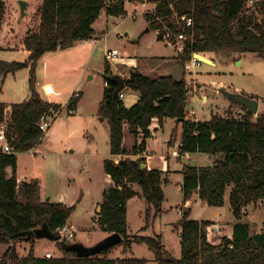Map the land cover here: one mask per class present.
I'll return each mask as SVG.
<instances>
[{"label":"trees","instance_id":"16d2710c","mask_svg":"<svg viewBox=\"0 0 264 264\" xmlns=\"http://www.w3.org/2000/svg\"><path fill=\"white\" fill-rule=\"evenodd\" d=\"M127 2L155 4L153 10L144 14L151 29L168 25L179 32L184 26L176 21L175 13L194 19V25L186 29L188 38L180 54L184 63L195 52L204 56L235 52L264 56V7L259 14L260 10L248 9L243 0H42L38 8L39 25L28 30L23 40L30 52L28 58L24 61L0 58V81L9 73L29 68L32 92L29 99L10 105L6 133L12 151L0 149V244L8 245L0 256V264H145L146 258L109 256L118 245L125 252H133L134 243H146L157 264H264V231L250 234V225L244 222L234 225L232 237L223 236L219 244H213L207 233L212 222L191 218L188 208L177 224L181 228L180 257L166 248L161 234L131 236L128 225V201L138 194L134 184L141 186L147 202L143 230L163 212V184L168 178L164 177L165 171L148 168L144 156L154 119L160 125L168 117L182 123L179 156L186 152L213 156L211 165H184L181 184L184 203L197 192L210 206H223L229 190L231 209L239 218L250 204L260 201L264 205V111L255 120L248 108L245 118L215 115L206 120L190 119L186 111L189 88L184 77L178 79L169 74L154 78L132 68L126 88L116 94L117 85L111 80L113 71L108 62L98 110L109 121L111 156L104 159L103 167L112 184L103 192L97 222L104 232L119 233L123 240L98 254L84 256L71 248L75 241L63 237L56 240L60 255H35L36 229L47 226L52 232L59 231L67 225L75 208V204L43 200L39 179L19 181L17 177V154L31 150L46 132L39 126L42 116L52 114L56 118L62 109L60 104L43 99L37 90L38 63L46 53L91 39L95 34L93 24L102 12L125 15ZM5 14L6 2L0 0V32ZM158 39H162L160 34ZM126 89L140 94L131 107L120 96ZM77 94L69 99V112L78 107L81 92ZM7 108L6 103L0 102V123L6 121ZM125 125L134 135H142L141 141L137 140L131 148L124 144ZM8 168L12 169L11 176ZM23 240L33 242L27 256H20L16 248Z\"/></svg>","mask_w":264,"mask_h":264},{"label":"rangeland","instance_id":"374dc122","mask_svg":"<svg viewBox=\"0 0 264 264\" xmlns=\"http://www.w3.org/2000/svg\"><path fill=\"white\" fill-rule=\"evenodd\" d=\"M4 1L6 14L0 32V46L19 48L23 45L22 40L27 31L36 29L39 25L38 8L42 0H26L29 5L24 16H21L19 0ZM135 4L128 2L127 14L111 17L108 20L106 12L103 11L94 22L93 28H96L97 34L105 30L107 35L96 46L86 45L87 49L83 50L79 46L52 54L47 62L45 57L37 66V76L41 83L39 86L36 84V88H40L44 99L60 104L62 109L44 133L41 142L32 148L33 152L20 156V175L25 174L27 179L40 180V195L43 200L75 204L66 225L68 229L62 231L61 238L81 242L86 246H92L107 234L97 222V211L103 192L112 184L110 181L106 183L103 167L104 159L111 155L109 121L104 119L98 110L103 98L105 87L103 73L107 62L112 68H116L117 64L120 65L121 58H134L140 61V69L154 78L166 75L162 73L163 67L171 66L168 69L175 78L184 77L187 81L189 93L186 111L190 119L206 120L215 115L247 117V107L228 99L222 93V89L231 93L253 96L258 100L259 111L253 114V120L264 111V56L253 52L209 54L206 57L212 59L215 65L202 62L192 71H186L184 62L180 58L182 52L175 49L177 45H166L163 40L158 39L157 31L154 28L151 29L150 23L145 19L144 12L152 10L151 3H138L137 9L134 10ZM147 27L149 31L146 30ZM108 49L117 50L119 59L107 60L105 52ZM2 54L5 57L8 53ZM89 55H91L90 58ZM15 58H18V61L25 60L22 54L15 55ZM117 67L124 70V66ZM24 69L16 71V74L6 75V80L3 82L4 88L2 87L3 90L0 91V96L4 100L11 101L12 98L22 101L28 97V94H32L29 80L24 78ZM112 71L114 73V70ZM115 71L119 72V69ZM78 91L83 92V97L77 109L69 112L67 108L69 99ZM8 117L9 110L6 123ZM126 129L128 133L124 137L126 146L130 147L134 138L136 141L138 139V142L141 140V134L134 136L129 131L128 125ZM182 130L181 122H178L176 118L168 117L159 126L157 136L149 139L148 149H152V154L157 156L163 154L167 146L169 148L173 144L175 148L173 154L177 155L174 156L170 149L171 171L164 174L168 182L163 184L165 193L163 212L152 221V225L149 224L143 230L146 199L143 195L139 198L137 194L128 204L129 234L131 236L161 234L166 248L175 257L181 256V228L177 224L182 218L183 211L190 208V217L203 221L202 219H216V213L225 214L229 207L228 203L223 205V208L210 206L206 201L198 198L197 192L190 199L189 207L184 205L181 188L184 165H211L213 156L203 152H186L179 156V147H174V144H181ZM170 138H172L171 146L168 143ZM35 151L37 153H34ZM134 189L143 194L139 184H134ZM228 196L229 190L226 198ZM261 204L260 201L250 204L246 211L243 210L240 218L233 215V220L249 222L250 234L264 231V209L261 208ZM211 222L213 224L214 221ZM212 224L207 226L208 240L213 244H219L222 237L227 236L228 225L231 223L225 221L224 226L219 225L220 227L216 228L218 230H214ZM71 231H74V235L69 237ZM32 243L23 240L16 244L18 254L27 256ZM7 247L6 244H0V256ZM33 247L36 256H44L48 252L54 255L61 254L55 240L37 238ZM132 250L133 252H125L124 247L118 245L109 253V256L146 258L145 264H157L152 250L146 243H134Z\"/></svg>","mask_w":264,"mask_h":264},{"label":"crops","instance_id":"0c3cea01","mask_svg":"<svg viewBox=\"0 0 264 264\" xmlns=\"http://www.w3.org/2000/svg\"><path fill=\"white\" fill-rule=\"evenodd\" d=\"M128 3V2H127ZM126 3V4H127ZM145 4H148V3H145ZM137 5H138V3H136L135 4V9L134 10H136L137 9ZM152 5V7H151V9L153 10L154 9V7H155V4H151ZM147 12V11H146ZM103 13V12H102ZM144 14H145V12H144ZM106 15H107V20L109 19V18H111V17H117V16H112V15H108L107 13H106ZM134 16V15H133ZM145 17V16H144ZM146 19V18H145ZM94 26V25H93ZM147 28H149V27H147ZM94 29H95V34H94V36L91 38V39H89V40H86V41H80V42H78L77 44H75L74 46H71V47H69V48H67V49H64V50H59V51H56V52H49V53H46L41 59H40V61L41 60H43L45 57V59H46V62L48 61V57L50 56V55H52V54H56V53H60V52H65V51H68V50H71V49H75V48H78L79 46L81 47V49L83 50V49H87V46L86 45H97L98 44V42L103 38V37H105L106 35H107V31H105V30H103V31H101V32H98V34H97V30H96V28L94 27ZM147 30V29H146ZM104 34V35H102L101 36V34ZM162 40V39H161ZM23 41V40H22ZM165 43V42H164ZM23 45H21V47H19V48H17V47H7V46H3V45H1L0 46V58L1 59H3V60H5V61H13V60H17L16 58H15V55H19V54H22L23 55V59H26V58H28V56H29V54H30V52H29V50H27L26 48H25V46H24V43H22ZM166 45H168L167 43H165ZM110 49H108V51H109ZM107 51V52H108ZM4 52H7L8 54H7V56H3L4 54H2V53H4ZM107 52H105V58H106V53ZM175 54V53H174ZM90 56L91 55H89V58H90ZM175 56V55H174ZM165 58V57H164ZM107 59V58H106ZM122 60L120 61V65L119 64H117V66H124L123 67V71L122 70H120V68L119 67H117L116 66V68H112L111 67V69L112 70H114V73L113 74H120L123 78H125V79H127L128 78V76H129V72H130V69H132V68H137L140 72H142V73H144V74H146L145 72H144V70L143 69H140V61H136L134 58H121ZM108 60V59H107ZM162 60V59H161ZM164 60V62H167V60H165V59H163ZM158 62H162V61H158ZM39 64V63H38ZM170 67L171 66H164L163 67V70H162V73L163 74H166V75H169V74H171L170 73ZM169 68V69H168ZM116 69H119V72H117V71H115ZM146 70H149L148 68H146ZM145 70V71H146ZM24 71H25V73H24V78H28V80H29V77H30V69L29 68H25L24 69ZM16 74V73H15ZM15 74H14V76H15ZM147 75V74H146ZM172 75V74H171ZM9 76V75H8ZM7 77V76H6ZM37 78H38V80H37V85L39 86V84L41 83L40 81V79H39V77L37 76ZM105 79V78H104ZM6 80V78H4L2 81H0V91H2L3 90V82ZM45 84H47V83H45ZM48 84H50V83H48ZM105 85H106V81H105ZM42 86H43V84H42ZM3 87V88H2ZM42 89V88H41ZM37 90L39 91V93H40V95H41V90H40V88H37ZM52 90H54V88H53V86H52ZM53 92H51V94H52ZM83 92L81 93V98L83 97ZM50 95V94H49ZM30 96H31V94H28V97L26 98V99H29L30 98ZM42 96V95H41ZM42 98H43V96H42ZM206 97H204V99H205ZM26 99H24V100H26ZM44 99V98H43ZM140 99V94H139V92H137V91H134V90H131V89H126L125 91H124V98H123V100H124V104L127 106V107H131L132 105H134L135 103H137L138 102V100ZM11 101H6V100H4L3 98H2V96H0V102H4V103H6L7 105H8V108H7V111L8 110H10V105L12 104V103H17V102H21V100H14V99H10ZM46 100V99H45ZM23 101V100H22ZM46 101H48V100H46ZM50 102V101H49ZM198 119V118H197ZM159 126H160V124H159V122H158V120L157 119H154L153 120V122H152V124H151V126H150V129H151V132H152V136L150 137V138H148L147 139V151L145 152V154H144V156L146 157V160H145V163H146V165L148 166V168H157V169H161V170H163V171H165V172H170L171 171V168H170V149H172V154H173V151L175 150V148H173V145L171 146V147H169L168 148V146H167V150L165 151V152H163V154H159L158 156L157 155H154V154H152V149H148V145H149V143H150V140L149 139H151V138H155L156 136H157V131H158V129H159ZM127 129H126V125H125V127H124V137H125V135L126 134H128L127 133V131H126ZM129 131H130V127H129ZM131 132V131H130ZM132 133V132H131ZM133 134V133H132ZM134 135V134H133ZM135 136V135H134ZM171 139V138H170ZM169 139V140H170ZM138 140V139H137ZM141 141V140H140ZM139 141V142H140ZM136 142V139L134 138L133 139V142H132V145L130 146V147H128V148H131L133 145H134V143ZM124 144H125V141H124ZM126 145V144H125ZM175 146H177V147H179V145L177 144V143H175L174 144V147ZM177 150V149H176ZM33 152V150L31 149V150H29V151H26V152H19L18 154H17V156H18V166H17V177H18V180L19 181H21V180H26L27 179V176L25 175V174H23L22 176L20 175V163H21V161H20V156L22 155V154H25V153H32ZM151 152V153H150ZM34 153H37L36 151L34 152ZM174 156H177L176 154H173ZM111 156V155H110ZM34 157H35V155H34ZM7 172H8V176H11L12 175V169L11 168H8L7 169ZM38 179V178H37ZM104 179H105V181H106V183H108L109 181L110 182H112L111 181V176L110 175H108V174H106V173H104ZM40 181V180H39ZM182 183V182H181ZM41 188V187H40ZM138 192V191H137ZM143 194H141L140 192L138 193V195L137 196H139V198H142L141 196H142ZM197 196H198V198H199V195L197 194ZM136 197V196H135ZM135 197H133L132 199H130L129 201H128V204H129V202H131ZM202 200V199H201ZM204 201V200H203ZM229 204V207H227V213H225V214H222V213H220V212H218V213H216V219H202V220H211V221H214L213 222V224H212V226L214 227V230H218V229H216V228H218V226L219 225H223L224 224V222L226 221V222H228V223H231V224H229L228 225V231H227V236L228 237H232L233 236V230H234V225L236 224V223H239V222H244V223H247V224H249V222H247V221H237V220H233L234 219V217H233V212H232V210H231V205H230V202H229V196L226 198V202H225V204H224V206L226 205V204ZM66 204V203H65ZM191 204V200H188L187 202H185L184 203V205H186V206H188L189 207V205ZM67 205H68V203H67ZM224 206H221V207H219V208H223ZM98 208H100V207H98ZM261 208H263L264 209V205H263V203L261 204ZM245 211H246V209H244ZM244 212V211H243ZM228 214H229V216H228ZM211 226V225H210ZM224 226V225H223ZM220 227V226H219ZM108 235V233L106 234V236ZM103 237H105L104 235H103ZM101 239H103V238H101ZM100 239V240H101ZM99 240V241H100ZM97 241V239L96 240H94V243ZM99 241H97V242H99ZM96 242V243H97ZM95 243V244H96ZM94 245V244H93Z\"/></svg>","mask_w":264,"mask_h":264},{"label":"built area","instance_id":"2783aa9c","mask_svg":"<svg viewBox=\"0 0 264 264\" xmlns=\"http://www.w3.org/2000/svg\"><path fill=\"white\" fill-rule=\"evenodd\" d=\"M243 1L245 3V6L248 9L256 10V11L260 10L259 12L257 11V13L261 14V9H263L264 7V0H243ZM174 17L177 19V22L182 25V27L184 26V28L180 30L179 32H175L174 28H172L171 26L164 25L162 28H158L156 30L157 35L160 34L162 37V40L168 45H171V46L177 45L175 49L179 52L180 51L183 52L184 41L188 38L186 29L194 25V19L191 16H188L186 14L179 15L177 13L174 14ZM195 53H193L191 55V58L184 63V68L186 71H192V69L196 68L203 62L197 56H195ZM106 58L110 61L111 60L116 61L119 59V52L117 50H109L106 53ZM77 95H78L77 92H75L72 95V98H76ZM120 96L123 99L124 92L121 93ZM55 116L56 115H52V114L43 115L39 123L40 129L43 131H47L50 128L53 120L55 119ZM6 131H7L6 121L1 122L0 123V149L4 152H10L12 151V147L10 146L8 142ZM67 229L68 227L64 226L62 229L59 230L60 234L62 233V231H65ZM73 235H74V231H71L69 233V237H72ZM45 255L46 257H51L52 252H48Z\"/></svg>","mask_w":264,"mask_h":264},{"label":"water","instance_id":"95a60500","mask_svg":"<svg viewBox=\"0 0 264 264\" xmlns=\"http://www.w3.org/2000/svg\"><path fill=\"white\" fill-rule=\"evenodd\" d=\"M19 4L21 7V16L26 15L27 8L29 5L28 1L19 0ZM149 30L150 29L147 28V31ZM195 56H197L200 60H202L205 63L215 65V62L212 59H209L200 53H195ZM111 80L117 85L115 90L116 94H118L120 91L126 88V79L123 78L120 74H113L111 76ZM222 93L226 95L228 99L234 100L240 103L241 105L246 106L248 110H250L253 114L258 113L260 103L255 98L241 93L227 92L223 89H222ZM35 234L37 235L38 238H47L55 241L61 238L60 231L52 232L47 226H43L41 228L36 229ZM122 240L123 237L119 233H111L92 246H86L81 242H75L71 245V248L75 249L80 255L92 256L102 252L103 250L113 245L122 242Z\"/></svg>","mask_w":264,"mask_h":264}]
</instances>
